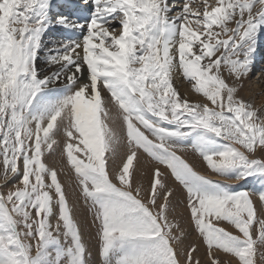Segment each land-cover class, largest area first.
<instances>
[{"label":"snow or ice","instance_id":"snow-or-ice-1","mask_svg":"<svg viewBox=\"0 0 264 264\" xmlns=\"http://www.w3.org/2000/svg\"><path fill=\"white\" fill-rule=\"evenodd\" d=\"M261 35L264 0H0V264H91L58 153L102 264H200L184 210L209 264H264V192L232 187L264 179Z\"/></svg>","mask_w":264,"mask_h":264},{"label":"bare ground","instance_id":"bare-ground-1","mask_svg":"<svg viewBox=\"0 0 264 264\" xmlns=\"http://www.w3.org/2000/svg\"><path fill=\"white\" fill-rule=\"evenodd\" d=\"M66 2H68V0H54V3H56V4H61V3H66ZM177 3H180V0H177ZM57 10H59V9H53L54 12ZM67 35H68V33H66L65 30H63L61 28H54V29H51L48 36L45 37V41H46V43H48L51 46L52 42H54L55 40H57L61 37H66ZM78 36H79V34L77 33V34H75L74 38H78ZM261 44H264V35H261L260 37H258V48ZM263 68H264V61H261V64L258 66L257 73L255 74V77L253 78V80L250 79V81H251L250 82L248 80L249 79V77H248V79L244 81L243 89L241 91H239V93H238L239 97L243 98L245 101L250 102V103H251V100L254 98L253 106L261 110L262 116H264V81H263L264 80V71L262 72ZM183 82H184L183 77H180L179 80H176L175 78L173 79V85L175 88H177L180 95L182 97H187L190 102H202V99H199L195 93L191 92L190 86L188 84H186V82L183 84ZM229 82L231 83V81H229ZM262 154L264 156V153H262ZM182 155H185V157L187 159H189L190 161L199 159L198 157L191 154L190 152L182 154ZM57 159L59 160V163H57L55 165L56 170L58 172V176L60 177L61 182L63 184H65V189H66L67 184L65 183V181H66L65 173H67L66 171L68 169L65 170L67 167L65 168V162L59 156V153H58ZM142 159H143V157H142ZM44 160H45V163H47L49 166H53V161L50 157L45 156ZM204 167L205 166H203V164L201 163L199 170H201L203 172ZM150 170H151V166H149V169L145 173V177H144L145 183H147V181H149L151 179ZM203 174L208 175L209 178L218 179L214 174H212L210 172H203ZM240 182L241 181L235 182L233 185H236V186L240 185L239 184ZM167 183L170 186L175 187L177 189V191H179L178 186H176L173 183L171 177L168 178ZM69 190H71V189H69ZM73 203L76 205L75 210H74V216L79 222H81V227H83L85 229L84 236L87 240L86 244L89 245V247H90L91 264H98V261L96 260L97 250H96V246H95V241L91 237V232H90L91 225L88 224V221H90V219H88L87 227L85 228L83 225V220H84V216H85L83 203H77V204L75 202H73ZM170 220H172L173 223L178 222L181 229L187 233L188 239L185 241V245L188 247H191L194 245L196 247L197 251L194 253V259L198 258L200 261V264H209V261L207 260V252L204 251L202 243H200L199 239H197V237L194 234V231L192 230V226L189 224L187 211L184 210L182 212V214H178L175 217V219L170 217ZM220 255H222V254H220ZM224 259H226V258L224 257Z\"/></svg>","mask_w":264,"mask_h":264},{"label":"rangeland","instance_id":"rangeland-1","mask_svg":"<svg viewBox=\"0 0 264 264\" xmlns=\"http://www.w3.org/2000/svg\"><path fill=\"white\" fill-rule=\"evenodd\" d=\"M215 2V0H209V3H214ZM264 71V68L262 69V72ZM253 74V73H252ZM250 79H252L253 80V78H249L248 80L250 81ZM264 81V80H263ZM251 82V81H250ZM185 82H183V84H184ZM186 84H188V83H186ZM189 85V84H188ZM190 86V85H189ZM188 86V87H189ZM253 100H254V98L251 100V103L253 104L254 102H253ZM258 109V108H257ZM191 153V152H190ZM191 154H193V153H191ZM194 155V154H193ZM251 158V157H250ZM256 158H264V156H263V154L262 153H258L257 154V156H256ZM67 167V168H66ZM65 170H67L66 172L67 173H69L70 175H71V178H72V187H73V189L75 188V178H74V174L73 173H71V171H70V169L68 168V166L66 165V162H65ZM58 179L60 180V177L58 176ZM212 179V178H211ZM61 181V180H60ZM173 181V180H172ZM0 183H3V181L2 180H0ZM62 183V182H61ZM173 183H174V181H173ZM63 184V183H62ZM175 184V183H174ZM240 185H233L232 187H234L236 190H247V191H249V192H253V193H255V194H257V195H254L252 198H253V201H254V203H255V205H256V207H257V210H258V212H259V209L262 207L261 205H260V203H259V201H258V194L260 193V192H264V179H260V178H258V177H254V178H249L247 181H241L240 183H239ZM2 190H4V189H0V191H2ZM66 191H67V193H68V199H69V202H70V204H74L73 202H75L76 204L77 203H83V201L82 200H77V197H76V194L72 191V190H69L68 188H66ZM81 205V204H80ZM90 219V221H88V224H90L91 225V218H89ZM257 219L259 220V219H264V214H261V215H258V217H257ZM78 221V220H77ZM52 222L54 223L55 221H54V218H53V220H52ZM218 226H220V227H226V225L224 224V222H221ZM91 228V230H90V232H91V237H92V239L95 241V246H96V250H97V242H96V238H95V229L94 228H92V227H90ZM227 230H229V231H233V234H238V233H236L233 229H231L230 227H228L227 228ZM82 232H83V239H84V241H85V243L87 242V240H86V238H85V236H84V233H85V229L82 227ZM194 234H195V236L197 237V239H199V241H200V243H202V240L198 237V235L194 232ZM202 245H203V248H204V251H206L207 252V248H206V246L202 243ZM218 253V254H217ZM221 253L220 252H215L214 253V255L215 256H217V257H219V259L221 260V261H223V259H224V255L222 254V255H220ZM226 258V257H225ZM96 260L98 261V264H102V261H100V259H99V257H98V252H96ZM225 260V259H224ZM228 264H236V261L234 260V259H232V260H230L229 262H228Z\"/></svg>","mask_w":264,"mask_h":264}]
</instances>
